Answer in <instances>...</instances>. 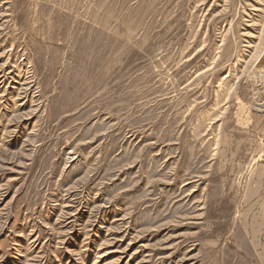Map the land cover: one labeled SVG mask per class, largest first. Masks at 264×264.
<instances>
[{
  "label": "rangeland",
  "instance_id": "1",
  "mask_svg": "<svg viewBox=\"0 0 264 264\" xmlns=\"http://www.w3.org/2000/svg\"><path fill=\"white\" fill-rule=\"evenodd\" d=\"M264 0H0V264H264Z\"/></svg>",
  "mask_w": 264,
  "mask_h": 264
},
{
  "label": "water",
  "instance_id": "2",
  "mask_svg": "<svg viewBox=\"0 0 264 264\" xmlns=\"http://www.w3.org/2000/svg\"><path fill=\"white\" fill-rule=\"evenodd\" d=\"M262 57H263V60H262V58H261V61H264V52H263V55H262Z\"/></svg>",
  "mask_w": 264,
  "mask_h": 264
},
{
  "label": "bare ground",
  "instance_id": "3",
  "mask_svg": "<svg viewBox=\"0 0 264 264\" xmlns=\"http://www.w3.org/2000/svg\"><path fill=\"white\" fill-rule=\"evenodd\" d=\"M264 51V50H263Z\"/></svg>",
  "mask_w": 264,
  "mask_h": 264
}]
</instances>
